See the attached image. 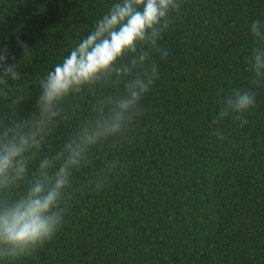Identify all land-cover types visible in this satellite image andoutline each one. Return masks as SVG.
I'll list each match as a JSON object with an SVG mask.
<instances>
[{
  "label": "trees",
  "instance_id": "1",
  "mask_svg": "<svg viewBox=\"0 0 264 264\" xmlns=\"http://www.w3.org/2000/svg\"><path fill=\"white\" fill-rule=\"evenodd\" d=\"M157 42L169 55L127 138L93 150L72 177L55 238L14 264H264V82L252 84L250 26L264 0H179ZM113 0H0V48L17 63L25 100L0 118L35 111L38 81L85 38ZM31 49L27 57L18 47ZM256 93L247 123H213L232 89ZM105 88L71 97L41 157L90 118ZM222 132L225 139H218ZM116 162L97 191L107 164ZM38 163V161H37ZM35 167V165L31 166ZM22 191L18 189L17 192ZM0 264H4L0 261Z\"/></svg>",
  "mask_w": 264,
  "mask_h": 264
},
{
  "label": "clouds",
  "instance_id": "2",
  "mask_svg": "<svg viewBox=\"0 0 264 264\" xmlns=\"http://www.w3.org/2000/svg\"><path fill=\"white\" fill-rule=\"evenodd\" d=\"M180 7L179 0H113L86 37L39 79L35 111L23 118L19 114L0 118V261L4 264L34 255L55 238L67 213L73 174L86 165L93 150L106 143L116 148L127 138L134 119L143 114L144 97L158 79L159 63L152 59L153 52L160 61L169 55L157 42L169 27L170 15ZM250 33L257 42L249 58L252 84L260 85L264 82V24L254 20ZM18 47L23 51L21 58L31 51L22 41ZM8 61V49L0 48V99L9 112L17 113L25 96L22 89L11 86L21 78L18 62ZM121 85L122 91L98 98L90 118L59 150L41 157L59 121L68 118L64 105L71 97ZM255 98L250 89H232L219 101L213 123L231 117L243 126ZM216 135L225 139L222 132ZM115 167L113 161L101 171L97 191Z\"/></svg>",
  "mask_w": 264,
  "mask_h": 264
}]
</instances>
